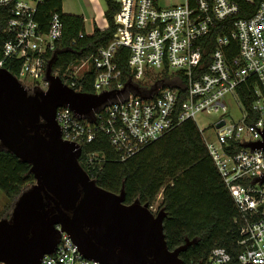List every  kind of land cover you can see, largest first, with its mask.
<instances>
[{"label": "built area", "instance_id": "built-area-1", "mask_svg": "<svg viewBox=\"0 0 264 264\" xmlns=\"http://www.w3.org/2000/svg\"><path fill=\"white\" fill-rule=\"evenodd\" d=\"M39 1L0 0V68L7 60L21 61L15 76L30 94L47 89V63L62 34L56 12L42 30L34 18ZM115 1L112 40L89 59L70 64L68 80H62L81 92L74 87L76 79L92 68V94L109 96L84 116L58 107L62 139L82 149L104 134L123 161L193 121L238 212L234 255L215 247L205 264L264 263V181H251L264 175V148L245 147L264 131V0ZM120 48L128 50L125 70L116 58ZM241 87L251 99L249 108ZM227 95L241 113L237 121L226 118ZM210 112L219 114L215 142L195 120L198 113ZM103 161L102 153L90 152L84 163L91 170ZM39 264L101 263L83 256L60 230L55 249Z\"/></svg>", "mask_w": 264, "mask_h": 264}, {"label": "water", "instance_id": "water-1", "mask_svg": "<svg viewBox=\"0 0 264 264\" xmlns=\"http://www.w3.org/2000/svg\"><path fill=\"white\" fill-rule=\"evenodd\" d=\"M55 54L47 63V89L34 94L0 68V145L29 164L35 180L17 196L9 216L0 218V263L39 264L55 249L61 230L83 256L101 264H183L179 254L194 240L170 250L164 210L154 213L139 200L124 203L123 188L113 193L99 187L79 162L81 147L62 139L57 108L68 106L84 116L109 92L68 87L51 71ZM245 147L264 148V131ZM259 179L264 181V175L251 181Z\"/></svg>", "mask_w": 264, "mask_h": 264}, {"label": "trees", "instance_id": "trees-1", "mask_svg": "<svg viewBox=\"0 0 264 264\" xmlns=\"http://www.w3.org/2000/svg\"><path fill=\"white\" fill-rule=\"evenodd\" d=\"M104 1L108 26L104 30L95 27L90 34L84 32L81 16L62 12V0H42L36 5L34 18L43 31L47 30L55 12L62 22L51 71L64 82L68 80L66 69L70 64L89 59L113 38V14L117 2ZM2 28L0 18V43L4 38ZM80 32L83 33L81 38ZM127 53L126 48H120L116 55L124 70ZM20 64L19 60H7L3 66L17 75ZM94 76V71L89 68L76 79L74 87L83 93H93ZM239 92L249 108L251 99L247 91L241 87ZM90 152L102 153L105 158L101 165H95L91 170L84 163ZM79 162L99 187L113 193H120L123 188L126 204L139 200L152 206L160 195L158 206L165 212L163 232L167 247L172 250L186 240H194L179 254L183 264H205L215 247H223L234 255L238 231L234 219L238 212L193 121H184L123 161L118 160L107 136L97 134L92 142L82 145ZM29 168V164L0 145V190L10 202L35 182Z\"/></svg>", "mask_w": 264, "mask_h": 264}, {"label": "rangeland", "instance_id": "rangeland-1", "mask_svg": "<svg viewBox=\"0 0 264 264\" xmlns=\"http://www.w3.org/2000/svg\"><path fill=\"white\" fill-rule=\"evenodd\" d=\"M66 2H67V4H66ZM66 2L64 3V10L65 11H72L71 9H73L72 8L73 2H70V1H66ZM86 31H88L87 28H86ZM87 33H89V32H87ZM225 102L227 105L226 118L232 119L234 121L239 120L241 113L239 111V108H238L235 100H233V98L231 96L227 95V97L225 98ZM218 117H219V114L215 113V112L198 113L195 116L197 126H199L201 129H203L205 131L206 139L211 141V142H215V130H214L213 124H214V121ZM160 197H161L160 195H158L156 197V199H155V201L151 207V210L154 213H156L160 210V208L158 206V204L161 200ZM13 204H14V201L10 202L9 199L0 190V210L2 211V212L0 211V215L2 214V217H5V215L10 214Z\"/></svg>", "mask_w": 264, "mask_h": 264}, {"label": "crops", "instance_id": "crops-1", "mask_svg": "<svg viewBox=\"0 0 264 264\" xmlns=\"http://www.w3.org/2000/svg\"><path fill=\"white\" fill-rule=\"evenodd\" d=\"M66 1L73 2V9H71L72 11L64 10V3ZM61 8L62 12L64 13H71L81 16L83 19L84 32H89L87 34H90L95 27L104 30L108 26L105 16L106 3L104 0H62ZM86 28L88 31H86Z\"/></svg>", "mask_w": 264, "mask_h": 264}, {"label": "flooded vegetation", "instance_id": "flooded-vegetation-1", "mask_svg": "<svg viewBox=\"0 0 264 264\" xmlns=\"http://www.w3.org/2000/svg\"><path fill=\"white\" fill-rule=\"evenodd\" d=\"M7 216H9V214L8 215H5V217H7Z\"/></svg>", "mask_w": 264, "mask_h": 264}]
</instances>
